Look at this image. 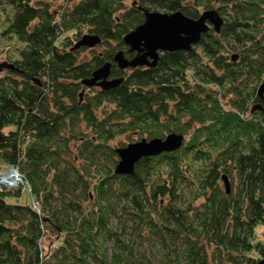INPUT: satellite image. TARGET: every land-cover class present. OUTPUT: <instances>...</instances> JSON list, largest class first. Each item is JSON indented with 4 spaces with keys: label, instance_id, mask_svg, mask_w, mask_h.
<instances>
[{
    "label": "trees",
    "instance_id": "obj_1",
    "mask_svg": "<svg viewBox=\"0 0 264 264\" xmlns=\"http://www.w3.org/2000/svg\"><path fill=\"white\" fill-rule=\"evenodd\" d=\"M54 1L0 0L1 11L12 10L2 34L22 44L14 69L0 74V161L17 168L31 198L20 204L23 190L0 186V264H152L131 239L145 231L163 251L153 264H256L254 254L264 256L254 237L264 224V112L249 111L264 81V0H220L227 18L218 33L202 34V54L161 52L156 66L129 71L112 56L116 48L132 56L123 36L143 22L138 6L197 18L213 0H137L128 9L124 0H80L59 14ZM84 27L115 45L102 54L72 49L65 35ZM87 49L91 57L80 59ZM231 50H240L236 60ZM107 61L110 78L123 80L87 87L94 93L80 99L81 80ZM211 85L232 95L228 107ZM103 103L113 107L99 115ZM136 130L147 140L189 137L116 175L109 142ZM232 171L238 184L226 194L219 179ZM52 232L59 239L45 251Z\"/></svg>",
    "mask_w": 264,
    "mask_h": 264
},
{
    "label": "water",
    "instance_id": "obj_2",
    "mask_svg": "<svg viewBox=\"0 0 264 264\" xmlns=\"http://www.w3.org/2000/svg\"><path fill=\"white\" fill-rule=\"evenodd\" d=\"M144 14V20L131 31L123 36V42L129 52L135 53L130 59L125 56L122 49L117 50L112 60L116 66L125 70L129 67L143 66L154 67L161 52H172L176 50H191L199 43L203 33L209 29L219 32L223 18L216 9L204 10L197 18H190L182 11L153 12L140 6L137 7ZM101 43V38L97 34H84L73 46L93 48ZM234 56V55H233ZM234 56L232 59L234 60ZM14 69V65L9 62L0 63L2 68ZM111 62H105L94 69L90 77L81 80L84 87H100L107 90L116 87L123 80V77L110 78ZM257 96L261 102L254 104L250 110L253 112L260 109L264 112V81L257 88ZM184 136L181 133L171 132L164 138L153 137L149 140L141 138L136 142H130L125 146L115 148L118 161L115 164L113 173L116 175H130L133 173L135 164L143 157L159 155L162 152L178 150L183 144ZM15 170L8 166V170ZM17 171V170H16ZM226 193H229V180L227 176H222ZM23 183V180L20 179ZM6 185V184H5ZM256 264H264V258Z\"/></svg>",
    "mask_w": 264,
    "mask_h": 264
},
{
    "label": "rangeland",
    "instance_id": "obj_3",
    "mask_svg": "<svg viewBox=\"0 0 264 264\" xmlns=\"http://www.w3.org/2000/svg\"><path fill=\"white\" fill-rule=\"evenodd\" d=\"M78 1H80V0H59V1L51 2L50 5H51V9L54 12H56L57 14H59L64 7H71L75 3H77ZM136 1L137 0H124V5L128 9L130 6H132V3H135L136 4ZM219 3H221L220 0H213L211 6L209 8H205V9L200 8V10L198 12V16L204 10H207V9H213L214 8V9H216L219 12L220 11L219 10V6H220ZM4 8H2V11L0 10V63H2V62H4V63L5 62L11 63V62H13L14 60L17 59L18 50L22 47V44L17 40L16 37H14V36H11L10 37L8 35L7 36L6 35L4 36L2 34V30L4 28H6V26L8 25V20L10 19V17H11L10 15L12 13V10L9 8L8 5L4 6ZM222 8L225 9V10H228V8L226 6H224ZM156 11L164 12L161 9L160 10L159 9L158 10H154L153 12H156ZM222 16H223V19L224 18H227V15H225V14L222 15ZM79 31L81 32V34L79 36H77V37H75V35L73 34L74 33L73 31H71L70 33L66 34L65 36L69 37L73 41V43L75 44L84 34H88L89 33L88 29L85 28V27L82 28V29H80ZM92 34H94V33H92ZM63 38H60L59 41H58V43H60V42H62L63 40L66 39V38H64V39ZM230 43L234 44L233 41H231ZM114 45H115V43H113V42H111L110 45L98 44V45L94 46L92 49L93 50L95 49L94 51L96 53L102 54L104 51H108L110 49V46H114ZM197 45L198 44L194 45L192 47V49L195 47L196 52L199 53V54H202L201 48L200 47H197ZM84 48H88V47H84ZM89 49H91V48H89ZM117 50H119V49L116 48L114 50V53ZM231 51H232L231 53H234L235 54L234 56L237 58V55L240 52V50H231ZM231 53H229V54H231ZM234 56H230L229 57V61H233L232 58ZM90 57H91V53H90V51L88 49L79 52V58L80 59H88ZM236 58L234 60H236ZM203 61L207 62L206 59H204ZM137 67L149 68V67H146L145 65H143V66H136L135 68H137ZM130 68H132V67H129V69L127 68L128 69L127 71H129ZM2 69L3 70L0 71V74L1 75H4V74L5 75L6 74L8 75V72H7L8 70L5 69L4 67ZM258 86H257V88H258ZM211 88H212L213 91H217L218 97L221 98L220 99L221 103L224 104L225 107H228V100L232 98V95L230 93H226V90L224 88L221 89V88H219L216 85H211ZM82 89L79 90L80 91L79 93H81L80 99L82 98V94H92L95 91L93 89H91V90L89 88L87 89V87H84L83 90ZM254 104H257V103H254ZM112 107H113V105H111V104L103 103V105L98 108L97 113L99 115H102L103 112L109 111L110 109H112ZM251 108H252V105H251ZM251 108H250V110H251ZM259 110L260 109H256L253 112L259 111ZM253 112H251V113H253ZM249 113H250V111H249ZM167 134L168 133H166V135ZM143 137L144 138H148L147 134H145V133H143V132H141L139 130H136V131H127V132H125V133H123L121 135L116 136L112 141L109 142V144L112 147L125 146L128 142L129 143L132 142V141L133 142H136V141L140 140ZM188 137L189 136L184 135V140L187 141L188 140ZM0 164H1L2 169L5 168L3 171H0V174L6 173L7 170H8V168H6L5 164L2 161H0ZM13 168L15 170H17V168H15V167H13ZM17 173H18V171H17ZM221 173H222V175H221V178L219 179V187L221 189H223L224 192L226 193V191H225V185H224V181L222 179V176H227V178L229 180V189L232 192H234L235 189H236V186L238 184V179L235 176L234 171H232L231 175H229V176L226 173H224V172H221ZM18 176H19V179L23 180V178L19 175V173H18ZM0 186H4V187H6L8 189L9 188L10 189L20 188L21 190H23V192H22V196L19 199V203L20 204L30 203L31 198H30L29 194L26 192V190L24 191V188H26V186L24 184V181H23V183L20 181V182L15 183V185H10V186L0 183ZM192 193L193 192H191L190 189H188V190L185 191V194L187 195V198H189V200L192 198ZM229 193H230V191H229ZM229 193H226V194H229ZM9 199H11V198H9ZM202 201H203L202 198H198L193 203L195 205H199L200 203H202ZM34 205H36L35 201L33 202V205L32 206H34ZM254 233H255V236H254L255 237V240L256 241H260L261 243L264 244V224H261V225L256 226ZM147 234L148 233L145 231L143 237H136V241L134 240V237L133 236H132L131 239L134 241L135 248H137L140 252L141 251L145 252L146 256L149 257L148 259L153 264L156 261H160L159 259H160L161 255H163V251L160 250L159 243L154 242V241H149L147 239V237H146ZM57 239H59V238H58V236H56L55 233H53V232L52 233H48V235H46L44 237L43 241H42V246H43L44 250L45 251H48V250L52 249L53 248V244H54V240H57ZM213 249L208 250L209 253H212ZM254 257L255 258H258V257L259 258H263L264 256H258L257 257V255L254 254Z\"/></svg>",
    "mask_w": 264,
    "mask_h": 264
},
{
    "label": "bare ground",
    "instance_id": "obj_4",
    "mask_svg": "<svg viewBox=\"0 0 264 264\" xmlns=\"http://www.w3.org/2000/svg\"><path fill=\"white\" fill-rule=\"evenodd\" d=\"M131 31V30H130ZM124 43V42H123ZM127 48V47H126ZM95 50V49H94ZM116 52V51H115ZM132 54V56L136 53H133V52H130ZM126 56V55H125ZM131 56V57H132ZM160 56V55H159ZM127 57V56H126ZM131 57H127V58H131ZM114 62V61H113ZM115 63V62H114ZM116 64V63H115ZM133 68V67H132ZM135 68V67H134ZM262 83V82H261ZM108 90V89H107ZM223 99V98H222ZM251 114V113H250ZM184 135V134H183ZM185 141V140H184ZM133 142V141H132ZM129 143V142H128ZM127 143V144H128ZM167 153V152H166ZM173 153V152H172ZM160 155V154H159ZM153 157V156H152ZM17 182H20V179H19V176H18V173L16 170H9L7 171L6 173H2L0 174V183L1 184H6L8 186L10 185H15V183ZM257 255V254H255ZM258 257V255H257ZM264 258V257H263ZM261 259V258H259ZM258 260V259H257Z\"/></svg>",
    "mask_w": 264,
    "mask_h": 264
}]
</instances>
